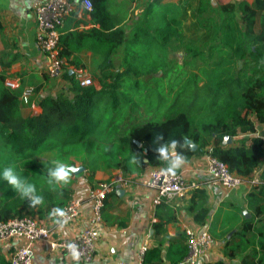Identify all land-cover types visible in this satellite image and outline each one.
<instances>
[{"label":"trees","instance_id":"16d2710c","mask_svg":"<svg viewBox=\"0 0 264 264\" xmlns=\"http://www.w3.org/2000/svg\"><path fill=\"white\" fill-rule=\"evenodd\" d=\"M90 2L87 14L109 31L70 35V42L80 45L93 40V50L101 58L95 67L98 73L93 74L99 88L80 86L74 72L62 65L60 77L68 84L67 92L39 97L32 101L39 112L23 117L21 88H7L5 77L0 76V152L9 157L0 163H15L44 197L42 204L30 206L0 181V223L24 216L58 219L55 209H62L71 199L74 174L71 171L67 185L50 184L47 171L55 160L71 166V158H81L89 182L96 172L106 169L118 170L123 177L138 176L151 168H167L169 160L161 151L167 145L175 155L181 153L184 161L211 156L245 181L258 172L261 183L247 195L251 218L243 219L229 237V230L223 231L221 240L225 259L239 257V264H264V141L252 136L257 125H264V0L221 5L218 9L227 17L220 21L206 14L203 0L194 6L192 1L179 0L162 14V25L155 30L161 41L176 40L187 56L201 62L200 72L207 75L206 81L187 79L180 90L169 89L167 94L140 90L135 64L127 62L122 71L115 69L110 56L117 48L129 46L125 30L121 26L111 29L109 22H103L107 0ZM161 2L148 0L142 23L153 19V7ZM235 10L244 23L243 32L234 20ZM60 43L58 33V58L62 60ZM40 89L34 87L33 95ZM226 136L237 138L236 144H223ZM175 155L169 153V159ZM190 194L192 220L204 227L209 215L205 192L193 188ZM162 226L153 225V237L163 232ZM164 241L169 244L162 257ZM185 241L184 231L174 238L165 237L144 251L141 264H178L187 254Z\"/></svg>","mask_w":264,"mask_h":264},{"label":"crops","instance_id":"0c3cea01","mask_svg":"<svg viewBox=\"0 0 264 264\" xmlns=\"http://www.w3.org/2000/svg\"><path fill=\"white\" fill-rule=\"evenodd\" d=\"M37 1L0 0V76H4L5 80L17 79L20 88L27 85L33 88L40 86L39 92L32 95L31 100L33 102H36L39 97L54 95L45 94L48 87L46 85L48 78L45 79L47 60L40 52L35 39L36 22L33 15V4ZM70 1L77 2V0ZM178 1L162 0L158 5L162 11L159 17L175 7ZM189 1H192L191 6H194L197 0ZM207 1L203 0L204 5ZM211 1L219 4L218 7L227 3L237 5L242 1L247 4L252 3V0ZM147 3L148 0H139L136 3L131 0H107L108 11L103 22L105 24L109 22L112 25L111 29L133 25L140 17H143L142 8L144 10ZM225 17L227 15L223 14V19ZM233 17L238 23L240 31L243 32L244 23L240 20L241 16L238 10H235ZM90 31L107 33L109 30H104L99 23L93 21L90 14L77 7L75 12L65 17L59 28L58 33L61 37L59 50L62 52L63 65L69 72H74L76 69L83 70L96 82V88H99L93 74L98 73L95 67L101 63V58L93 50V40L84 41L80 45H73L70 42V35ZM223 31L226 32V27L223 28ZM118 49L110 56L113 65V59ZM60 81L68 86L62 77H60ZM38 112L39 109L33 110L29 106L20 104V113L23 117ZM252 136L263 139L264 125H257ZM246 137L250 136L246 135ZM236 141L237 138L233 140L230 138L228 145L233 146ZM171 156L174 157V155ZM205 158L206 155L195 156L189 161H184L181 167L177 169V174L184 178L188 186L193 183L195 188L205 192V205L209 208V215L204 227L197 225L192 220V213L189 210L190 191L192 189L188 190L182 197L154 205L152 203L153 192L142 184V177L149 169L141 175L132 174L127 177H123L118 170L106 169L96 172L93 180L89 182L86 179L87 174L83 168L82 159L79 157L71 158L75 165L74 168L81 169L77 172V175L79 174L76 178L77 181L72 177L73 183L71 185L73 190L71 199H80L82 203L79 220L68 225L55 223L54 221L57 220L55 216L38 220L47 227L49 242L71 238L87 225L90 217V207L86 200L87 190L80 193L75 187V182L86 184L87 188L91 189L100 181L125 178L126 185H121L119 189L109 194L104 202L101 211L102 223L96 233L94 257L89 264H138V254L141 247L151 248L163 241L165 237H176L185 228L194 230L206 228L211 235L213 244L204 257V263L223 260L226 264H239V257L233 260H227L223 257L221 233L229 230L227 235L229 237L243 219L251 218L252 212L247 205V195L253 187L249 185L248 181H245L237 189L225 190L206 173ZM82 188L86 189L84 185ZM243 212H247L246 216L243 215ZM156 223L163 224V232L153 237V225ZM216 240L220 246H217ZM168 244V241H164L161 246L162 257ZM14 250L15 244L13 242L0 243V264H9V259ZM31 251V264H75L64 257L61 252L51 251L45 241L36 242ZM164 264L168 263L164 262Z\"/></svg>","mask_w":264,"mask_h":264},{"label":"built area","instance_id":"2783aa9c","mask_svg":"<svg viewBox=\"0 0 264 264\" xmlns=\"http://www.w3.org/2000/svg\"><path fill=\"white\" fill-rule=\"evenodd\" d=\"M133 3L139 0H131ZM79 7L85 11L91 10L89 0H38L33 4V15L36 22V43L40 52L47 60L46 75L48 78L60 77L63 62L58 58V29L65 17L75 12ZM264 15V13H263ZM74 77L80 86L97 87L93 78L81 69L74 70ZM4 85L9 89H19L20 83L17 79L5 80ZM33 87L23 86L20 89L19 101L24 106L37 110L38 106L31 100ZM264 141V138H263ZM165 167L151 168L142 177V184L153 192L152 203L159 205L162 202L184 196L188 190L195 188L192 183L189 186L180 174L174 176L165 172ZM206 173L214 182L225 190H234L240 187L245 180L231 172L228 167L217 159L206 155ZM122 178H111L100 181L86 193V200L90 207V217L87 225L71 238L60 239L49 242V231L36 217L24 216L13 218L0 223V243L13 242L15 250L12 253L9 264H31L32 246L38 241H45L51 251L61 252L70 262L75 264H89L95 252L97 230L102 223L101 211L104 202L110 193H113L117 185H126ZM250 186L261 183L258 172L248 181ZM80 199H70L62 208L63 217H58L63 224L75 223L79 220ZM187 254L178 264H204V257L213 244V239L206 228L194 230L185 228ZM69 244L75 245L78 259L73 260ZM145 247L139 249L138 260L141 264ZM122 264V263H118Z\"/></svg>","mask_w":264,"mask_h":264},{"label":"rangeland","instance_id":"374dc122","mask_svg":"<svg viewBox=\"0 0 264 264\" xmlns=\"http://www.w3.org/2000/svg\"><path fill=\"white\" fill-rule=\"evenodd\" d=\"M218 5L211 0L205 3L206 14L216 21L223 18ZM143 11L142 8V13ZM161 13V7L155 5L153 7V19L149 22L142 23L143 20L140 17L135 24L124 26L125 41L129 43V46L127 49L126 46H121L113 59L114 67L119 71L125 68L127 62L137 65L139 74L135 78L142 83L140 90L144 91L145 94L149 91L167 94L169 89L176 92L182 88L187 79L196 78L200 81L207 79V75L200 72L201 62L187 56L176 40L165 43L161 41V37L155 32L162 25V20L159 17ZM125 58H127L126 62ZM46 85L48 87L45 94L55 95L60 92H67L68 88L65 83L60 81V77L48 78ZM6 159L9 157L0 152V161ZM74 166L73 163L71 167ZM73 174L75 181H77L76 178L79 174L77 175L75 172ZM83 185L86 187L85 190L82 188ZM75 187L80 193L89 190L86 184L79 182H75ZM248 214L250 215V212ZM217 246H220L218 241Z\"/></svg>","mask_w":264,"mask_h":264},{"label":"clouds","instance_id":"9594fccd","mask_svg":"<svg viewBox=\"0 0 264 264\" xmlns=\"http://www.w3.org/2000/svg\"><path fill=\"white\" fill-rule=\"evenodd\" d=\"M175 143V141L171 142L172 145ZM168 147L169 146L166 145L161 149L164 159L169 160L165 172L174 176L176 170L184 163V157L181 153H176L175 158L169 159ZM71 171L72 168L70 165L63 161L55 160L53 161V166L47 171V180L50 184L67 185L70 182ZM0 181L5 182L12 190L18 193L21 199H26L30 206L40 205L44 201V197L37 192L36 185L22 175L15 163H0ZM55 213L58 217H63L65 215L62 209H55ZM54 222L61 225L63 224V221L59 219ZM68 248L71 251L73 260H77L78 253L75 250V245L69 244Z\"/></svg>","mask_w":264,"mask_h":264},{"label":"water","instance_id":"95a60500","mask_svg":"<svg viewBox=\"0 0 264 264\" xmlns=\"http://www.w3.org/2000/svg\"><path fill=\"white\" fill-rule=\"evenodd\" d=\"M185 142H186L187 144L190 143L188 139H186ZM135 143H136L137 146H139V142H138V141H135ZM228 143H230V137L226 136V137L224 138V140H223V144L226 145V144H228ZM173 149H174V148H173L172 146L169 148V153H170V155H175V151H173ZM191 149H192V150H195V149H196V146H191ZM71 168H72V172H75V173L81 171L80 168H78V169H76V168H74V167H71ZM119 188H120V185H117V188H116V189H119ZM243 215L246 216V212H243Z\"/></svg>","mask_w":264,"mask_h":264}]
</instances>
